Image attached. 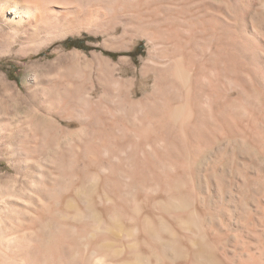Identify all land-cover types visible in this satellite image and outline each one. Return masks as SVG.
I'll use <instances>...</instances> for the list:
<instances>
[{
	"label": "bare ground",
	"instance_id": "1",
	"mask_svg": "<svg viewBox=\"0 0 264 264\" xmlns=\"http://www.w3.org/2000/svg\"><path fill=\"white\" fill-rule=\"evenodd\" d=\"M161 1L0 0L4 54L82 32L127 51L129 16L150 48L141 72L104 60L97 98L0 73V264H264V0Z\"/></svg>",
	"mask_w": 264,
	"mask_h": 264
},
{
	"label": "rangeland",
	"instance_id": "2",
	"mask_svg": "<svg viewBox=\"0 0 264 264\" xmlns=\"http://www.w3.org/2000/svg\"><path fill=\"white\" fill-rule=\"evenodd\" d=\"M164 1L162 0L161 3L159 4L160 10H162L161 12L163 13L162 15L163 17L167 11L176 10L177 12V9H176L177 6L174 5V0H167V1L164 0ZM176 1L177 0H175V2ZM132 5L134 6V2ZM147 11H144L143 13L144 17L146 16V18L148 17V15L149 16L151 15L150 13L151 10H147ZM130 17L131 16L127 17V20H126V17H123L121 20L118 19L117 21L119 23V24L117 23L119 27L123 26L124 24L126 25L129 24L131 29L133 28V32H132L133 37L129 39L131 43L129 42L130 48L127 51H117V50L105 48L104 47L105 45L107 46L115 45L116 41L106 42L108 44L104 45L105 38H103L102 36H97V35H94L88 32H82L81 34L70 35L67 38H65L63 41L56 43L54 46H51L49 49H44L38 55H34L32 57L30 56H26V57L18 56L17 57L15 55L11 56L6 53L4 54L0 51V57H1L0 58V73L1 74L3 73V75H5L6 78H8V80L11 83H17L21 87L26 77H28L29 74H31L32 72L34 73L37 72L38 74L40 73V74L46 75L47 77L50 78V81L52 83H57V82L59 83L60 81L65 79L68 83V85L66 86V89L63 90L66 96L70 92H74V91L78 92L80 90H86L87 93L97 98V96L101 95L110 86L109 85L110 83L109 74L105 66L104 60L109 59V60H112L113 62H118L121 59H125L126 61L130 62L131 65H133L131 66V68L134 69L133 71L141 72L142 63L147 58L148 51L150 49L149 43L146 38L142 37L141 34L135 30L136 27L138 26V23L136 21L133 22L134 19H132V17L130 19ZM119 21H122V23ZM118 36L120 35L118 34ZM0 38H1V35H0ZM74 45H77L80 47H77V46L74 47ZM81 47H84V48H81ZM54 48L55 49L59 48V52L61 51V53L55 52ZM18 49L19 48H17L16 50ZM32 64L34 65L39 64L41 68L36 69L35 66ZM31 66L33 67L31 68ZM45 88H44L45 90L44 93L47 96L52 97L54 95V90L51 87L50 88L45 87ZM0 95H1L0 99H2L3 95L1 94V91H0ZM5 103L6 101L3 104ZM5 107H7V103L5 104ZM36 110L37 109L34 107L29 108L25 105H22L18 108V114H20V116L24 118L28 117L26 119H30V118L33 119L35 125L40 124L41 121L42 123L43 122L46 123V121L44 120L46 118L38 117L36 115ZM6 114H7V117L11 116V115L8 116L9 115L8 113ZM48 122L51 123V121H48ZM54 123L56 124L57 121L53 120V124ZM60 123H62V126L66 125V121L64 120H62ZM78 129H80L78 125H75L74 127L71 128L72 131L73 130L78 131ZM117 134L120 138L127 139L125 137L126 135H128L127 133L123 131H118ZM125 145L126 144L119 146L122 148L116 147L115 149L116 160L115 161L118 162L120 158L127 157L126 160L129 162L127 165L129 166H126V167L131 168L132 166L130 165L131 160H129L128 158H130L135 153V150H133L134 147L127 146V145L125 146ZM117 148H118V152H117ZM8 170H9V163L6 160H3V158L0 156V174L7 173ZM9 175L17 177V173H15L12 170L9 173ZM17 180L15 184L18 187L25 186L23 179L19 178Z\"/></svg>",
	"mask_w": 264,
	"mask_h": 264
},
{
	"label": "trees",
	"instance_id": "3",
	"mask_svg": "<svg viewBox=\"0 0 264 264\" xmlns=\"http://www.w3.org/2000/svg\"><path fill=\"white\" fill-rule=\"evenodd\" d=\"M77 45H74V47H76ZM77 47H80V46H77ZM81 48H84V47H81Z\"/></svg>",
	"mask_w": 264,
	"mask_h": 264
}]
</instances>
